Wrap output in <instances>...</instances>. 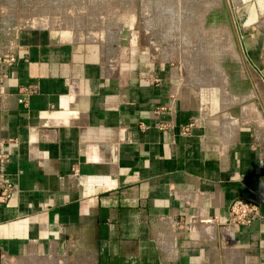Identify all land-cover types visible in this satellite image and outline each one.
<instances>
[{"label": "crops", "instance_id": "0c3cea01", "mask_svg": "<svg viewBox=\"0 0 264 264\" xmlns=\"http://www.w3.org/2000/svg\"><path fill=\"white\" fill-rule=\"evenodd\" d=\"M235 24L253 72L209 82L48 29L0 38V264H264V0ZM236 201L259 203L249 226L224 225Z\"/></svg>", "mask_w": 264, "mask_h": 264}, {"label": "rangeland", "instance_id": "374dc122", "mask_svg": "<svg viewBox=\"0 0 264 264\" xmlns=\"http://www.w3.org/2000/svg\"><path fill=\"white\" fill-rule=\"evenodd\" d=\"M240 3L241 0H0V30L7 40L24 30L48 29L59 32L63 40L71 34L72 40L103 42L105 48H112L119 47V33L129 27L134 46L121 49L167 63L182 74H206L209 82L219 78L221 72L245 77L253 72L235 24ZM221 81L225 83L224 78Z\"/></svg>", "mask_w": 264, "mask_h": 264}, {"label": "built area", "instance_id": "2783aa9c", "mask_svg": "<svg viewBox=\"0 0 264 264\" xmlns=\"http://www.w3.org/2000/svg\"><path fill=\"white\" fill-rule=\"evenodd\" d=\"M12 35L7 40L6 35L0 30V38L4 39L8 46L13 47L14 41L19 38V34ZM8 36V34H7ZM16 64V54L9 53L4 56H0V88L5 86L6 81L9 78V70ZM35 93V89L30 87L21 86L18 90V103L24 107L27 106L29 97ZM183 134H189V128L183 131ZM8 162V156L0 154V208L8 203L13 195V186L9 183L4 174V167ZM259 214V203L255 201H236L230 208V215L225 226L234 227H246L249 226L253 221L256 220ZM196 225L200 226H218L219 221L216 218L211 219H197L194 223L183 225L184 231L191 230ZM223 225V224H221ZM73 248L72 244L68 245Z\"/></svg>", "mask_w": 264, "mask_h": 264}, {"label": "water", "instance_id": "95a60500", "mask_svg": "<svg viewBox=\"0 0 264 264\" xmlns=\"http://www.w3.org/2000/svg\"><path fill=\"white\" fill-rule=\"evenodd\" d=\"M132 46H134V41L131 35V30L129 27H124L122 31L119 33V47L127 48ZM209 157L213 158L214 156L210 155Z\"/></svg>", "mask_w": 264, "mask_h": 264}]
</instances>
